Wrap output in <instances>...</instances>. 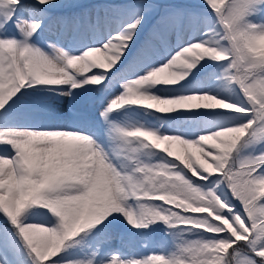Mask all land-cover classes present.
<instances>
[{
    "label": "snow or ice",
    "instance_id": "1",
    "mask_svg": "<svg viewBox=\"0 0 264 264\" xmlns=\"http://www.w3.org/2000/svg\"><path fill=\"white\" fill-rule=\"evenodd\" d=\"M0 264H264V0H0Z\"/></svg>",
    "mask_w": 264,
    "mask_h": 264
},
{
    "label": "rangeland",
    "instance_id": "2",
    "mask_svg": "<svg viewBox=\"0 0 264 264\" xmlns=\"http://www.w3.org/2000/svg\"><path fill=\"white\" fill-rule=\"evenodd\" d=\"M82 0H78L79 3H81ZM76 11H82L80 9H71L67 10L64 14L65 15H71L73 12ZM97 33L93 31H87L86 37L87 39H92L96 36ZM161 53H163V49L160 50ZM37 119H43L42 116H38ZM174 150H179L178 148H174ZM118 231V229H117ZM152 240H158V237H152L150 238ZM109 245L112 248H121L122 252L127 255L128 257H140L145 254H151L152 252H158L159 248L155 247L154 245H149L147 249L144 247V241L140 238H125L123 240V244L121 242L120 238H117L115 240L109 241Z\"/></svg>",
    "mask_w": 264,
    "mask_h": 264
},
{
    "label": "trees",
    "instance_id": "3",
    "mask_svg": "<svg viewBox=\"0 0 264 264\" xmlns=\"http://www.w3.org/2000/svg\"><path fill=\"white\" fill-rule=\"evenodd\" d=\"M98 2H103V0H82L81 3L89 5V4H95ZM186 2H193V0H186Z\"/></svg>",
    "mask_w": 264,
    "mask_h": 264
}]
</instances>
